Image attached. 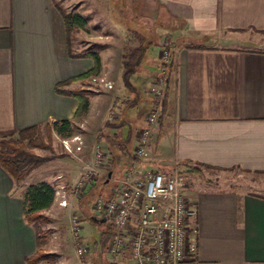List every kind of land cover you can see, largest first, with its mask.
Returning <instances> with one entry per match:
<instances>
[{
    "label": "crops",
    "instance_id": "obj_1",
    "mask_svg": "<svg viewBox=\"0 0 264 264\" xmlns=\"http://www.w3.org/2000/svg\"><path fill=\"white\" fill-rule=\"evenodd\" d=\"M128 3L137 18L158 23L149 28L142 24V31H136L151 47L158 46V54L153 55L151 47L147 50L127 87L123 59L108 62L106 54L99 52V75L113 86L89 96L88 111L75 122L83 144L74 157L89 162L99 143L111 177H121L134 163L137 134L151 109L161 112L162 100L157 103L150 97L145 103L148 110H138L139 129L134 134L132 126L125 131L124 125L137 120L132 117L134 100L139 92H149L161 73L160 44L168 38L173 69L166 75V105L152 133L146 167L185 171L188 165L202 163L247 173L263 171L264 38L251 33H264V0ZM159 26L168 32L157 35ZM92 66L89 57L69 56L64 20L53 0H0V138L27 127L73 119L77 99L57 93L55 86ZM84 86L87 81L78 80L62 89ZM123 107H128L125 117L114 122ZM111 110L115 116L109 119ZM203 169L183 173L184 193L196 207L191 223L196 253L187 264H264V194L219 183ZM43 176L41 180L56 188L64 185L58 182L62 174L56 169ZM26 178V186L17 193V183L0 166V264H26L25 257L36 250L35 231L24 219L22 200L23 190L36 182L27 183ZM46 250L58 253L59 264H69L58 250ZM111 262L132 264L126 258Z\"/></svg>",
    "mask_w": 264,
    "mask_h": 264
},
{
    "label": "built area",
    "instance_id": "obj_2",
    "mask_svg": "<svg viewBox=\"0 0 264 264\" xmlns=\"http://www.w3.org/2000/svg\"><path fill=\"white\" fill-rule=\"evenodd\" d=\"M171 43L164 39L160 45L161 70L150 85L149 92L157 103L163 99L167 87L166 64L171 58ZM96 79V78H95ZM96 85L112 88L103 78ZM115 116L111 111L109 119ZM157 107L145 118L133 149L132 163L121 177L103 174V150L95 144L89 162L78 166L72 182L55 190L54 200L61 208H71L72 200L81 197L89 183L103 177L107 188L93 200L92 209L97 219L111 223L113 233L108 239L106 254L126 258L132 264H187L196 253L192 220L196 207L184 193V176L180 170H161L146 167L154 127L160 120ZM63 148L75 156L81 149L82 137L74 134L61 139ZM74 234L76 252L84 255L88 247L81 239V225L75 215L69 217Z\"/></svg>",
    "mask_w": 264,
    "mask_h": 264
},
{
    "label": "rangeland",
    "instance_id": "obj_3",
    "mask_svg": "<svg viewBox=\"0 0 264 264\" xmlns=\"http://www.w3.org/2000/svg\"><path fill=\"white\" fill-rule=\"evenodd\" d=\"M53 3L65 15L80 13L86 18V24L83 28L73 27L71 29L69 37L70 49H72L74 53H80L87 48L98 50V52L103 51L102 53L106 54L105 59L108 62L122 61L124 56L138 44V41L133 33L134 31H142V24L147 28L151 26H158V23H153V21L149 18L147 19L143 16H139L137 18V13L130 11V4L128 3V0H53ZM160 25H163L162 19L160 20ZM154 28L155 27L152 29ZM167 32L168 30L165 27L159 26L157 29V35H163ZM251 35L257 39L264 38V33H251ZM165 39L169 41L168 38ZM151 50V53L157 56L158 46L153 45ZM101 78L112 83L110 80L106 79L105 76L98 75L96 77H91L88 80L89 82H87V88L94 91H98L100 88H103L104 86L102 83L100 85H96L94 82V80L99 82V79ZM134 97L136 98V95H130V98ZM150 97H153L150 92H139V97L134 100L135 104L132 105V117L135 119L138 117L137 115L139 109L145 110L146 108V111L148 110V106L145 103L148 102ZM128 107H123V109H121V117L116 119L114 122L119 123L123 120L125 117L123 115L124 111L127 110ZM111 111L113 112V110ZM138 120L139 117L137 120H133V123H126L124 125L125 131L129 130V126H132L133 134L137 132L139 129ZM77 127L78 128L75 130V134L81 131V128L78 125ZM39 130L44 136L45 133L42 126H40ZM101 135H103L102 131ZM61 139L63 138L58 137L53 132L51 151L35 148V151L38 154L51 155L53 153L54 156L45 165L33 170L29 174L28 178H26L27 183H29L30 180H33L34 182L41 181V179L45 178L43 176L44 173L56 169L60 172V174H62L61 181L58 182H62L66 187L70 184V177L75 176L78 166L84 162L71 155H66L63 150L64 148L61 149ZM108 170L109 167L104 166L102 170L103 174L108 175ZM203 170L205 175H208L210 179L219 183L235 185L238 190L245 189L264 194L263 171L247 173V171L237 168H231L225 171H216L207 168ZM103 180V177H99L95 180L99 187L98 192H102L107 188L106 186L102 187ZM186 185L187 180L186 177H184V187ZM24 186H26L25 181L17 184V193H19L21 188ZM90 194H92L91 190L89 191L88 188H86L81 197L74 198L72 200V207L66 209L59 207L57 202L54 200L47 211V215L50 217V222L42 224L44 228L49 229L47 235L48 240L44 248L58 250L62 253L63 260H66L69 264H114L111 260L118 258L106 254V243L105 246L98 245L99 231L103 228V225H98L97 223H99V221L90 218L95 215L91 202L94 195L92 194L90 196ZM95 194L97 193L95 192ZM72 215H75L77 219H86H83L84 221H80L81 223H79L81 225V239L88 247V250L84 255H78L76 252V243L74 234L71 231V222L69 219ZM56 264H59V260Z\"/></svg>",
    "mask_w": 264,
    "mask_h": 264
},
{
    "label": "trees",
    "instance_id": "obj_4",
    "mask_svg": "<svg viewBox=\"0 0 264 264\" xmlns=\"http://www.w3.org/2000/svg\"><path fill=\"white\" fill-rule=\"evenodd\" d=\"M61 15L65 24L67 51L69 56L89 57L93 61V66L86 72L74 76L70 79L64 80L62 82H59L55 86V90L57 91V93L69 95L77 99L78 105L74 113L73 119H64L61 121H55L53 123H45L42 125L27 127L18 130L14 135L5 138H0V166L9 174V176L17 184L22 183L33 170L43 164H46L54 156L53 153L51 155L38 154L35 151V148L46 149L51 151L53 132L58 137L63 139L70 138L71 136H73L76 133L75 130L78 128L75 122L81 119V117L88 111L89 96L95 93L94 90L88 89L86 86L71 90L62 89V87L72 81L82 80L89 82L88 80L91 77H96L101 72L102 64L98 50H92L90 48H87L80 53H72L70 49L69 37L71 29L73 27L83 28L86 24V18L80 13L65 15L63 12H61ZM133 34L136 37L138 44L134 46L124 56L122 62V78L127 87L129 86V78L140 68L141 63L147 56V50L152 45V43L146 41L140 33L134 31ZM162 65L160 63L158 67L161 68ZM165 66V74L168 75V73L173 69L172 61L169 60V62ZM166 97L167 89H165V93L161 101L162 103L160 115L162 114L163 108L166 105ZM40 126L43 127L45 133L44 136L39 130ZM61 149H63L62 146ZM63 150L66 155H71L74 157V155L69 154L65 149ZM201 168H210L214 170H228L217 167H211L202 163H196L195 165L186 166L185 171L180 170V173L182 175H184L183 173L197 174V172L201 171ZM109 172L110 171L108 170L107 173L109 174ZM107 185V180L104 179L102 187H107ZM86 188H88L89 191L91 190V193L94 195L92 197L93 199L91 200V202L93 203L94 198L100 193L98 192V184L95 181L91 184L89 183ZM55 190V184H52L45 180L32 183L23 190V216L25 221L33 226L36 239V250L30 256L25 257L26 264H38L41 262L47 264H56L58 261V253L49 252L44 248L48 240L47 235L49 229L44 228L42 226V224L50 222V217H48V215L44 211L48 209L54 202ZM95 192L97 194H95ZM92 194H90V196ZM94 217L95 216L90 218L99 221V223H97L98 225H103V228H101V230L99 231L100 233L98 245L105 246V243H107L108 239L113 233V225L111 223L97 219L96 217L95 219ZM83 219H78L79 223L86 220Z\"/></svg>",
    "mask_w": 264,
    "mask_h": 264
},
{
    "label": "water",
    "instance_id": "obj_5",
    "mask_svg": "<svg viewBox=\"0 0 264 264\" xmlns=\"http://www.w3.org/2000/svg\"><path fill=\"white\" fill-rule=\"evenodd\" d=\"M108 175H110V174H108Z\"/></svg>",
    "mask_w": 264,
    "mask_h": 264
}]
</instances>
